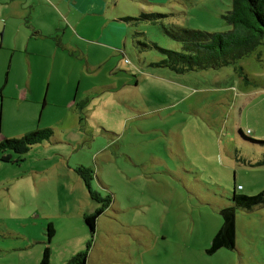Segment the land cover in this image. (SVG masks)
<instances>
[{"label":"rangeland","instance_id":"obj_1","mask_svg":"<svg viewBox=\"0 0 264 264\" xmlns=\"http://www.w3.org/2000/svg\"><path fill=\"white\" fill-rule=\"evenodd\" d=\"M0 1V141L52 130L0 153V264H40L47 248L51 264H264V206L236 209L234 248L206 252L232 195L264 190V45L213 70L151 65L152 44L181 49L163 28L226 32L233 0H101L100 16Z\"/></svg>","mask_w":264,"mask_h":264},{"label":"trees","instance_id":"obj_2","mask_svg":"<svg viewBox=\"0 0 264 264\" xmlns=\"http://www.w3.org/2000/svg\"><path fill=\"white\" fill-rule=\"evenodd\" d=\"M151 4V3H150ZM145 18L160 16V14L143 15ZM138 17H123L119 21L132 23L140 21ZM224 22L230 26L226 32L209 33L193 29L163 28L164 33L172 41L180 44L178 51L163 49L152 44L163 58L151 63L152 66L166 68L176 74L191 71L218 69L235 65L238 61L249 57L264 45V0H233L232 9L223 16ZM147 47V45H143ZM241 69V68H239ZM52 136L51 129L36 130L21 138L4 139L0 141V153L13 151L17 155L26 153L32 145L39 144ZM3 161H10L9 157H2ZM83 177L85 185L90 190L91 172L85 168L78 170ZM241 189V187H240ZM93 199L99 200L90 192ZM264 206V190L254 195L234 193L231 205L220 211L222 225L214 235L210 247L206 250L213 254L221 248L233 249L235 246V210L252 211L254 208ZM103 213L98 209L92 215L84 217L85 224L92 234L95 229L96 219ZM54 231L47 227L48 238ZM89 245L87 246V250ZM48 248L43 251L40 264H51ZM66 264H87V252L79 253L72 257Z\"/></svg>","mask_w":264,"mask_h":264},{"label":"crops","instance_id":"obj_3","mask_svg":"<svg viewBox=\"0 0 264 264\" xmlns=\"http://www.w3.org/2000/svg\"><path fill=\"white\" fill-rule=\"evenodd\" d=\"M9 1L10 2H14V3H20V5H22L23 4L22 1H25L26 2L27 0H9ZM7 4H8L7 2H1L0 1V6L2 7L1 9L3 10L4 7H6ZM69 4L81 16H84V15H88V16H91V15H97V16L104 15L105 8H106V3L102 2L101 0H99V1H96V0H70ZM30 7L33 8L32 6H30ZM2 10L0 11V14H1ZM17 14L20 17H22V16H25L26 13H25V10L22 9L20 11H17ZM18 15H16V16L18 17ZM55 15H57L56 12H55ZM7 26L8 25H5L4 26L3 34H4L5 29H6ZM119 29H122V28H119ZM116 30H117L116 27H112L110 25L109 32H110V34L112 36H115ZM39 32L41 33L42 31H39ZM101 38H105L106 41H109L110 40V38L108 37V35L106 33ZM121 41H122V39H118V43H109V44L112 45V46H114V48H119L120 47L119 44L121 43ZM101 42H102V39H101ZM102 43L108 44L105 41L102 42ZM60 44H62V43H60ZM98 44H100V43L98 42ZM26 50H29L28 49V46L26 47ZM27 52H29L27 54H32V51L31 50H29ZM28 60L30 62V58H28Z\"/></svg>","mask_w":264,"mask_h":264}]
</instances>
